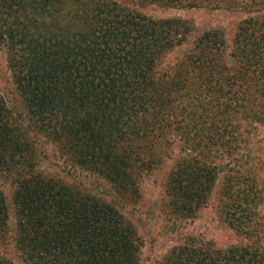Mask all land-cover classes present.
<instances>
[{
    "label": "trees",
    "instance_id": "trees-1",
    "mask_svg": "<svg viewBox=\"0 0 264 264\" xmlns=\"http://www.w3.org/2000/svg\"><path fill=\"white\" fill-rule=\"evenodd\" d=\"M130 1L0 0V49L21 104L10 105L0 90V176L13 187V241L29 264H141L143 246L113 201L75 177L40 168L39 135L78 176L100 177L118 196L138 194L142 169L161 162L159 147L167 152L175 136L182 155L165 186L174 214L190 216L218 186L223 221L252 235L253 215L264 206L257 153L264 150L257 135L264 124V34L243 28L247 39L234 70L222 61L225 41L215 29L195 36L184 58L163 65L192 26L149 16ZM215 1L134 0L181 8ZM9 221L0 187L1 234ZM0 264L17 263L0 256ZM152 264H264V249L218 248L188 235Z\"/></svg>",
    "mask_w": 264,
    "mask_h": 264
},
{
    "label": "rangeland",
    "instance_id": "rangeland-1",
    "mask_svg": "<svg viewBox=\"0 0 264 264\" xmlns=\"http://www.w3.org/2000/svg\"><path fill=\"white\" fill-rule=\"evenodd\" d=\"M129 3L154 18L177 17L186 20L192 26L191 29L194 30L192 35H189L181 46L172 49L165 56L163 65L175 64L184 58L195 36L203 30L215 29L222 33L225 41L221 48L222 61L234 70L239 68L241 63L237 59L241 54L238 46L247 39L243 28L248 27V33L253 32V35L264 34L261 30L264 25L259 23L264 19V0H219V2L216 0L207 7L192 8L166 7L156 4L138 5L134 0ZM255 19H258V22L254 23ZM0 90L10 105H21L20 97L11 81L7 54L2 48L0 49ZM257 135L259 139H264V124H260ZM171 140L172 144L167 152L164 145L158 149L161 153L159 155L161 162L155 163L149 169H142L137 181L138 194L118 196L115 190L109 187L108 182L100 177L78 176L75 172L78 169L71 166L70 162L64 161L66 158L57 151L55 143L43 138L42 135L36 138L39 144L38 149L42 151V155H45L41 157L40 168L52 175L60 174L68 181L71 177L79 179L84 187L91 188L97 195L113 201L123 215L132 222L143 241L140 253L141 264H152L159 261L170 249L182 244L188 235L203 240L211 239L218 248H226L234 244H248L264 249V206L261 212L253 215L252 235L236 233L220 216L218 186L213 189L207 202L195 209L190 216L181 217L172 212L165 193V186L175 159L182 155V152L178 138L173 136ZM257 153L261 158L260 161H264V150L257 151ZM256 174L262 176L263 170L256 171ZM0 187L5 192L10 208L9 229L5 233H0V256L9 258L17 264H29L18 256L13 241L15 233V217L11 200L13 187L9 179L2 176H0ZM262 200H264V193Z\"/></svg>",
    "mask_w": 264,
    "mask_h": 264
}]
</instances>
